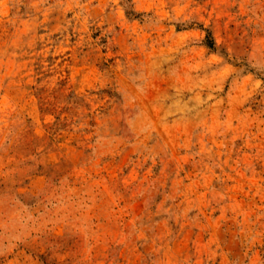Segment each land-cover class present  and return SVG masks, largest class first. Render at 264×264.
<instances>
[{
    "label": "rangeland",
    "instance_id": "1",
    "mask_svg": "<svg viewBox=\"0 0 264 264\" xmlns=\"http://www.w3.org/2000/svg\"><path fill=\"white\" fill-rule=\"evenodd\" d=\"M0 264H264V0H0Z\"/></svg>",
    "mask_w": 264,
    "mask_h": 264
}]
</instances>
